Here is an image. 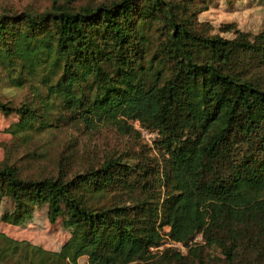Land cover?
Here are the masks:
<instances>
[{"label": "trees", "instance_id": "16d2710c", "mask_svg": "<svg viewBox=\"0 0 264 264\" xmlns=\"http://www.w3.org/2000/svg\"><path fill=\"white\" fill-rule=\"evenodd\" d=\"M146 16L169 27L162 51L172 67L161 84L159 77L148 84L141 75L144 37L137 21ZM244 51L264 59V32L253 41L239 30L233 39L202 36L192 31L187 18L178 20L173 5L163 0H149L139 8L135 0H119L78 10L54 1L41 15L1 18V61L19 66L20 74L60 72L55 84L44 76L48 94L60 95L83 121L126 117L166 134L172 190L161 203L156 226L141 213L152 216L150 205L131 213L126 207L95 209L87 203L84 189L94 194L124 182L119 158H108L99 168L69 179L62 173L23 178L15 166L4 165L0 196L14 201V222L35 206L47 205V219L55 223L63 205L80 234L56 252L1 232L0 242L36 251L41 256L37 264L75 263L82 255L90 264H127L151 255L150 247L162 240L163 226L170 228L172 241L184 245L198 232L213 239L218 227L228 234L224 252L231 261L239 240L247 235L235 226L255 225L264 233V89L225 69ZM0 110L21 114V129L31 127L39 116L24 104L13 107L0 101Z\"/></svg>", "mask_w": 264, "mask_h": 264}, {"label": "rangeland", "instance_id": "374dc122", "mask_svg": "<svg viewBox=\"0 0 264 264\" xmlns=\"http://www.w3.org/2000/svg\"><path fill=\"white\" fill-rule=\"evenodd\" d=\"M54 1L78 10L119 0H0V19L20 14L41 15L52 8ZM167 2L173 5L178 20L187 18L192 31L202 36L233 39L235 30H239L253 41L264 32V0H163V4ZM135 3L139 8L148 6L149 0H135ZM137 22V29L144 37L139 61L145 69L142 78L152 84L155 77H159L161 84L170 76L172 67L162 51L169 27L163 20L148 16ZM234 58L225 66L226 71L264 89L263 57L244 51ZM196 60L202 61V56ZM18 70L19 66L13 67L0 59V101L13 107L24 104L36 109L39 116L31 127L21 129L18 127L21 114L0 110V167L15 166L23 178L41 179L62 173L69 179L99 168L108 158H119L123 164L120 176L124 186L116 183L94 194L84 189L87 203L95 209L126 207L131 213L143 209V205H150L152 216L145 210L141 213L143 219L151 218L157 226L161 203L172 190L167 179L166 134L126 117H119L117 121L93 118L85 122L78 117L76 109L66 107L60 95L48 94L44 76L49 75L50 84H55L60 72L49 74L45 69H37L35 73L20 74ZM84 93L91 96L87 89ZM61 207L62 214L55 223L47 219V205L35 206L14 222V201L0 196V232L50 252L59 251L66 241L80 234V229L69 222L66 210L63 205ZM238 227L247 235L239 240L240 245L231 261L224 252L230 242L224 230L214 228L213 239L202 232L195 233L184 245L172 241L168 235L170 228L163 226L160 228L162 240L158 246L150 247L151 255L127 264H264V233L255 225L235 226ZM0 248L3 249L0 264L15 260L31 264L40 261L39 253L22 246L13 249L0 242ZM48 264L90 263L88 257L82 255L75 263L65 260Z\"/></svg>", "mask_w": 264, "mask_h": 264}]
</instances>
